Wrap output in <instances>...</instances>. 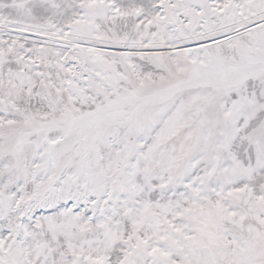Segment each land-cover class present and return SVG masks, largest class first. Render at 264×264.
Listing matches in <instances>:
<instances>
[{"label": "snow or ice", "instance_id": "snow-or-ice-1", "mask_svg": "<svg viewBox=\"0 0 264 264\" xmlns=\"http://www.w3.org/2000/svg\"><path fill=\"white\" fill-rule=\"evenodd\" d=\"M0 264H264V0H0Z\"/></svg>", "mask_w": 264, "mask_h": 264}]
</instances>
